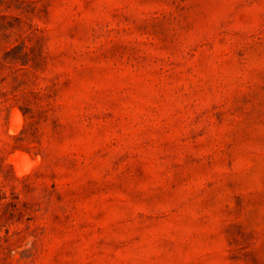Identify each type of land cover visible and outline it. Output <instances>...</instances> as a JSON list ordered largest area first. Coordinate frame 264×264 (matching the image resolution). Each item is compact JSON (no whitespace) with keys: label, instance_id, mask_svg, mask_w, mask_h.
I'll return each instance as SVG.
<instances>
[{"label":"rangeland","instance_id":"obj_1","mask_svg":"<svg viewBox=\"0 0 264 264\" xmlns=\"http://www.w3.org/2000/svg\"><path fill=\"white\" fill-rule=\"evenodd\" d=\"M0 264H264V0H0Z\"/></svg>","mask_w":264,"mask_h":264}]
</instances>
